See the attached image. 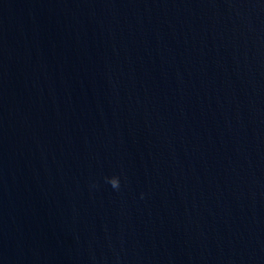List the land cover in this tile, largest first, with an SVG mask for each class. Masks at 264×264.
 Returning <instances> with one entry per match:
<instances>
[{
    "label": "water",
    "instance_id": "obj_1",
    "mask_svg": "<svg viewBox=\"0 0 264 264\" xmlns=\"http://www.w3.org/2000/svg\"><path fill=\"white\" fill-rule=\"evenodd\" d=\"M0 264H264V0H0Z\"/></svg>",
    "mask_w": 264,
    "mask_h": 264
},
{
    "label": "clouds",
    "instance_id": "obj_2",
    "mask_svg": "<svg viewBox=\"0 0 264 264\" xmlns=\"http://www.w3.org/2000/svg\"><path fill=\"white\" fill-rule=\"evenodd\" d=\"M113 189L119 190L120 188V178L118 176H113L111 178H108L107 181Z\"/></svg>",
    "mask_w": 264,
    "mask_h": 264
}]
</instances>
